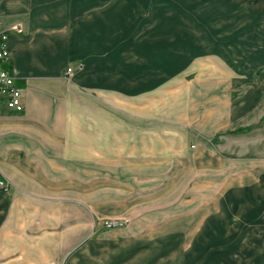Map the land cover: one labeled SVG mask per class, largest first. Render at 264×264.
I'll use <instances>...</instances> for the list:
<instances>
[{
  "label": "crops",
  "instance_id": "0c3cea01",
  "mask_svg": "<svg viewBox=\"0 0 264 264\" xmlns=\"http://www.w3.org/2000/svg\"><path fill=\"white\" fill-rule=\"evenodd\" d=\"M140 1L0 0V67L24 106L0 103V264H142L155 254L111 247L93 226L111 216L146 227H128L129 240L154 242L153 224L167 223L187 239L245 241L200 264H264V39L248 40L244 66L259 64L249 72L206 71L160 97L142 41L110 34V16Z\"/></svg>",
  "mask_w": 264,
  "mask_h": 264
},
{
  "label": "rangeland",
  "instance_id": "374dc122",
  "mask_svg": "<svg viewBox=\"0 0 264 264\" xmlns=\"http://www.w3.org/2000/svg\"><path fill=\"white\" fill-rule=\"evenodd\" d=\"M140 2L141 6L137 5V10L124 8L120 11L116 10V14L110 16V34L116 41H119L120 36L121 38L124 36L128 42L132 39L142 41L143 55L151 54L153 58L152 63L147 66L153 69L157 67L160 97L165 96L164 87L171 82L179 83L183 79L204 76L206 71L215 74L227 73L229 72L227 66L231 67V65L239 74L249 72L259 65L256 63L254 67L253 64L250 66L247 63V66H244L243 61L247 46L250 45L248 41L250 37L264 39V0H234L233 9L218 0H141ZM127 8L129 9L130 6L127 5ZM129 11L139 14L133 16ZM125 44L127 45L126 41ZM230 52L235 55L234 59L224 56ZM221 53H226L223 58L230 64H225L220 57ZM221 60L224 63L216 62ZM163 121L165 122V119ZM106 220L116 221L119 225L106 228L103 226ZM131 221V217L111 216L94 221L93 226L95 230L99 227L103 228V231H108L107 243L110 242L111 247H116V251L126 247V258L131 254L134 255L140 244L142 247L144 245V252L148 255L152 250L155 251L156 255L153 254L151 257L144 255L142 264H200L205 255L211 251L228 250L230 253L231 250H238L245 242L187 239L179 234V227H182L180 224L165 227L167 223L153 224L154 227L159 228L158 239L154 242L148 239L129 240L122 236L128 231V227H131L130 231L134 236L146 231L144 226L138 231L130 224ZM161 227L163 229H160ZM192 227L193 225L190 228ZM190 228L188 232L193 231ZM127 241H131L132 244L128 245ZM231 255L228 256L229 260ZM219 257L223 258L222 255Z\"/></svg>",
  "mask_w": 264,
  "mask_h": 264
},
{
  "label": "built area",
  "instance_id": "2783aa9c",
  "mask_svg": "<svg viewBox=\"0 0 264 264\" xmlns=\"http://www.w3.org/2000/svg\"><path fill=\"white\" fill-rule=\"evenodd\" d=\"M9 59V51L6 46L5 33L0 34V64L7 63ZM72 69L67 68L66 74L69 75ZM4 103L7 109L13 112H21L24 108L22 95L20 90L14 84V76L9 68L0 67V103ZM7 183L0 179V190H6ZM119 223L116 221H104L103 226L106 228H114Z\"/></svg>",
  "mask_w": 264,
  "mask_h": 264
},
{
  "label": "bare ground",
  "instance_id": "6f19581e",
  "mask_svg": "<svg viewBox=\"0 0 264 264\" xmlns=\"http://www.w3.org/2000/svg\"><path fill=\"white\" fill-rule=\"evenodd\" d=\"M263 48V47H262ZM244 64V63H243Z\"/></svg>",
  "mask_w": 264,
  "mask_h": 264
}]
</instances>
